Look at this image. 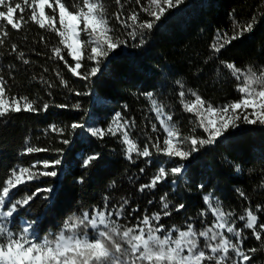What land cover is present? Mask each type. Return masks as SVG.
Segmentation results:
<instances>
[{
    "label": "snow or ice",
    "instance_id": "snow-or-ice-1",
    "mask_svg": "<svg viewBox=\"0 0 264 264\" xmlns=\"http://www.w3.org/2000/svg\"><path fill=\"white\" fill-rule=\"evenodd\" d=\"M184 2L114 0L117 7L112 17L121 32L115 35L109 26L110 17L103 0H0V49H4L15 61L28 66L31 61L17 44L6 47L12 30L19 33L31 24L45 33L53 34L47 40L45 36H40V42L51 53L48 59L63 62L73 77L85 82V90L69 88L68 81L59 71L56 77L75 96H88L91 94L89 88L92 79L112 53L121 47H128L130 41L136 42L131 45L133 47H143L165 13ZM133 5H138L139 11ZM141 13L146 18H141ZM259 15H264V12ZM259 15L253 14L251 20L244 24L230 16L231 34L217 30L211 44L215 56L209 59H219L222 49L242 39L246 33H251ZM82 35L87 39H82ZM56 37L58 41L49 47L48 40ZM67 57H71V61ZM82 61H91L92 65H85ZM220 64L223 69L216 70L217 77L229 79L237 94L236 99L222 105L214 106L196 91L186 90L182 81H176L179 85L176 93L178 102L184 112L192 113L198 122L190 135H182L173 122V113L166 112L165 105L158 103L152 92L142 93L150 101L147 113H154L151 117L146 113L144 117L150 130H145L146 125L135 137L132 135L137 129L135 118H129L122 112H115L111 116L107 128L88 124L81 118L64 127L50 124L43 130L45 136L54 133L60 137L58 142L62 145L71 144L78 129L82 130L78 135L85 143L90 142L91 138L103 141L105 136L117 137L124 159L138 168V173H130L127 177L128 183L133 186L128 190V195L120 194L115 198L113 193L117 191V182H111L109 192L102 196L101 203L81 210L80 214H72L56 233L48 232L41 236L37 218L21 219L20 212L21 209L27 211L37 197L50 202L54 186H37L35 191L25 192L18 198L17 193L19 186H26L32 181L58 179L65 149L39 147L30 142L31 137H27L21 156L41 152H55L57 156L51 160H34L29 166L18 164L9 170L0 183V264H248L253 260L250 253L264 251V222H259V214L264 213L262 205H256L255 210L246 208L244 214L236 216L234 211H225L219 197L209 191L203 195L206 209H202L196 217H187L182 227L172 224L166 228L161 220L180 213L185 209V204L174 203L169 192L155 199L160 185L170 187L171 192L176 193L179 183L186 184L188 168L181 161H188L203 146L216 143L230 127L237 128L241 124L264 126V66L242 69L235 63L223 60H220ZM5 68L7 79L2 74ZM14 78L13 64L0 66V123L7 124L5 118L11 114L23 112L41 115L49 111L53 106L51 101L41 102L42 98L30 99L27 95L10 96L13 86L10 81L14 82ZM32 80H37L35 74ZM39 82L41 87L46 86L47 95L52 97L49 89L55 85L42 74ZM188 96L194 99L186 98ZM54 106L59 109L70 107L63 103ZM71 107L81 109L79 102ZM123 112H127V106H124ZM197 128L203 129L206 138L196 135ZM99 158L98 152L82 155V168H90ZM141 163L144 166H140ZM152 164L156 165L155 173L146 181L137 183L147 175L146 167ZM236 171L239 172L240 168L237 167ZM85 175L86 172L78 183L84 184ZM169 180L170 184L167 183ZM198 188L203 190L205 185L201 183ZM236 191L241 198L248 199L243 191ZM41 193L44 195L41 196ZM137 193L147 205L158 210L144 207L141 212L139 203L131 206ZM209 213L213 219L207 223ZM129 217H134L135 223H131ZM122 220L125 222L121 223ZM197 221L202 227L197 228ZM237 221L243 222L242 225L238 227ZM249 235L259 242V249L245 248L244 242Z\"/></svg>",
    "mask_w": 264,
    "mask_h": 264
},
{
    "label": "trees",
    "instance_id": "trees-1",
    "mask_svg": "<svg viewBox=\"0 0 264 264\" xmlns=\"http://www.w3.org/2000/svg\"><path fill=\"white\" fill-rule=\"evenodd\" d=\"M103 2L110 17L109 26L115 35H120V26L112 17L117 7L114 0ZM132 7L139 11L138 5ZM261 12H264V0H185L178 8L165 13L143 47H133L131 45L136 42L130 41L128 47H121L112 53L101 64V71L92 79L89 88L91 94L81 97L64 88L56 77V72L59 71L68 81L69 88L76 91L85 90V82L73 77L63 66V62L49 60L48 56L51 53L40 42L41 35L47 40L53 34L45 33L31 24L25 26L19 33L12 30L7 38L6 47L10 48L12 43L17 44L25 51L26 58L31 63L24 66L8 56L4 49H0V53H4L0 55V66L11 63L15 68V78L14 82L10 81L13 86L9 95H27L30 99L42 98L41 102L51 101L53 106L41 115L23 112L11 114L5 118L8 120L7 124L0 123V183L7 177L9 170L18 164L29 166L34 160L56 158L55 152L21 156L27 137H31L30 142L39 147L65 149L58 179L42 178L26 186H19L17 198L23 196L25 192L35 191L37 186L48 184L54 186L51 201L37 197L27 211L20 210L21 219L37 218L41 226L39 229L41 236L48 232L56 233L69 216L74 213L80 214L81 210L90 209L92 205L101 203L102 196L109 192L108 186L111 182H117V191L113 193L115 198L120 194L128 195V190L133 186L128 183L127 177L130 173H138V168L129 165L124 159L117 137L105 136L103 141L91 138L90 142L85 143L78 135L82 130L78 129V134L72 137V143L62 145L58 142L60 137L56 134L45 136L43 133L45 128L50 124L64 127L74 121H80L81 118L88 124L107 128L111 116L115 112H122L129 118H135L137 129L132 133L135 137L146 125L145 130H150V125L144 117L151 105L142 93L152 92L158 103L165 105V111L173 113V122L182 135L192 134L191 130L198 122L192 113L184 112L178 102L176 93L179 85L176 81H182L186 90L196 91L214 106L236 99L233 83L223 76L218 78L216 70L223 69L220 60L235 63L242 69L249 66L254 68L264 66V15H259ZM253 14L259 15L253 31L222 49L219 59H209L210 56H215L211 44L217 30L228 31L231 34L230 16L244 24L251 20ZM141 18H146L144 13H141ZM58 39L56 37L54 40H48L49 47ZM82 39L87 37L82 35ZM67 59L71 61V57ZM82 63L92 65L91 61ZM45 68L48 69L47 72L44 71ZM2 74L8 78L6 68ZM34 74L37 76L35 81L32 80ZM41 74L55 85L49 89L53 93L52 97L47 95L46 86L41 87L39 82ZM186 98L194 99L191 96ZM77 102L81 105L80 110L71 107ZM62 103L70 107L59 109L54 106ZM124 106H127L126 113L123 112ZM147 114L150 117L154 116V113ZM196 135H203L206 138L207 134L203 133L202 128H197ZM93 152L100 153V158L90 168H82L81 156ZM181 163H185L188 168L185 174L187 183H179L176 193H172L170 187L160 185L155 197L158 200L159 195L169 192L174 203L185 204V209L180 213H174L172 217H164L161 220L166 228H170L172 224L182 227L187 217H196L202 209H206L203 195L209 191L219 197L225 211H234L236 216L244 214L246 208L251 207L255 210L258 204L264 206V126L241 124L237 128L230 127L216 143L203 146L198 152L193 153L188 161ZM140 166L144 165L141 163ZM237 167L240 168L239 172L236 171ZM155 171L156 165H149L146 167L147 175L142 176L137 183L146 181ZM85 172L87 175L84 176V184L78 183ZM167 183L170 184V180ZM201 183L205 185L203 190L198 188ZM237 189L243 191L248 199L241 198ZM137 203L141 212L144 207L152 211L158 210L147 205L139 193L131 206H136ZM259 216V222H264V213ZM212 219L209 213L206 222L210 223ZM129 221L135 223V218L129 217ZM242 223L237 221V226H241ZM196 226L202 227L198 221ZM244 245L245 248L260 247L259 242L251 235ZM250 255L253 256V260L248 264H264V251Z\"/></svg>",
    "mask_w": 264,
    "mask_h": 264
},
{
    "label": "rangeland",
    "instance_id": "rangeland-1",
    "mask_svg": "<svg viewBox=\"0 0 264 264\" xmlns=\"http://www.w3.org/2000/svg\"><path fill=\"white\" fill-rule=\"evenodd\" d=\"M201 243H203V241L201 240Z\"/></svg>",
    "mask_w": 264,
    "mask_h": 264
}]
</instances>
